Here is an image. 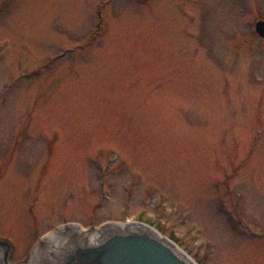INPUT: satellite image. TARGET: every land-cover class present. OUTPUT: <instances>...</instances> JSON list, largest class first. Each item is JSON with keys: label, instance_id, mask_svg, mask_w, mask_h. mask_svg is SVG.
Returning a JSON list of instances; mask_svg holds the SVG:
<instances>
[{"label": "rangeland", "instance_id": "rangeland-1", "mask_svg": "<svg viewBox=\"0 0 264 264\" xmlns=\"http://www.w3.org/2000/svg\"><path fill=\"white\" fill-rule=\"evenodd\" d=\"M264 0H0V264L142 222L264 264Z\"/></svg>", "mask_w": 264, "mask_h": 264}, {"label": "water", "instance_id": "water-1", "mask_svg": "<svg viewBox=\"0 0 264 264\" xmlns=\"http://www.w3.org/2000/svg\"><path fill=\"white\" fill-rule=\"evenodd\" d=\"M256 32L264 39V21L256 24ZM100 229L96 236L76 224L56 229L59 244L38 250L33 264H198L151 225L108 222ZM0 246L10 248L5 242ZM4 260L9 264L8 251Z\"/></svg>", "mask_w": 264, "mask_h": 264}, {"label": "bare ground", "instance_id": "bare-ground-1", "mask_svg": "<svg viewBox=\"0 0 264 264\" xmlns=\"http://www.w3.org/2000/svg\"><path fill=\"white\" fill-rule=\"evenodd\" d=\"M100 228L96 232H89L91 235L96 236L100 232ZM58 232H54L50 234L49 236L45 237L44 240L35 248L33 255L38 251V250H43L46 249L50 246H57L58 243ZM29 264H33V259Z\"/></svg>", "mask_w": 264, "mask_h": 264}, {"label": "flooded vegetation", "instance_id": "flooded-vegetation-1", "mask_svg": "<svg viewBox=\"0 0 264 264\" xmlns=\"http://www.w3.org/2000/svg\"><path fill=\"white\" fill-rule=\"evenodd\" d=\"M134 1H136V0H134Z\"/></svg>", "mask_w": 264, "mask_h": 264}]
</instances>
